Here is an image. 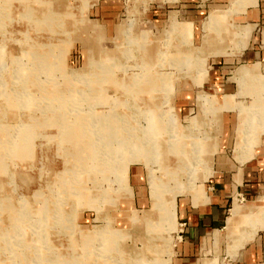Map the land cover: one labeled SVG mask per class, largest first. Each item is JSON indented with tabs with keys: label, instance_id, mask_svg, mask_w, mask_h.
Returning <instances> with one entry per match:
<instances>
[{
	"label": "rangeland",
	"instance_id": "rangeland-1",
	"mask_svg": "<svg viewBox=\"0 0 264 264\" xmlns=\"http://www.w3.org/2000/svg\"><path fill=\"white\" fill-rule=\"evenodd\" d=\"M224 2L0 0V264H173L178 197L201 201L212 168L192 150L209 95L173 110L176 82L200 85L208 53L165 16ZM217 16L201 43L225 39L209 32Z\"/></svg>",
	"mask_w": 264,
	"mask_h": 264
},
{
	"label": "crops",
	"instance_id": "crops-1",
	"mask_svg": "<svg viewBox=\"0 0 264 264\" xmlns=\"http://www.w3.org/2000/svg\"><path fill=\"white\" fill-rule=\"evenodd\" d=\"M224 1L209 7L204 17L194 13L181 19V9L169 10L165 16L169 19L175 14L179 21L188 22L193 42L201 44L200 53L206 51L210 58L205 57L203 66L208 62V69L200 85L192 77L175 84L173 110L178 116L185 117V110H193L199 93L209 95L204 105L197 102V106L207 112V119H199L198 126L210 132H203L202 141L192 143L201 147L197 153L207 159L212 173L208 169L201 201L194 203L187 195L178 197L173 264H199L203 257L211 258L215 253L223 264H264V0H252L243 8L233 6V0ZM100 8L104 15L113 13L109 5ZM216 10L224 11L226 18L217 16L223 22L209 32L216 34L217 28H224L225 39L220 43L217 35L215 42L201 43L205 32L202 23ZM218 46L223 54L213 52ZM244 69L250 72L243 73ZM227 80L238 85L228 88ZM244 96L249 100L239 99ZM212 158L216 159L213 167ZM234 201L242 207L235 219L230 212Z\"/></svg>",
	"mask_w": 264,
	"mask_h": 264
},
{
	"label": "bare ground",
	"instance_id": "bare-ground-1",
	"mask_svg": "<svg viewBox=\"0 0 264 264\" xmlns=\"http://www.w3.org/2000/svg\"><path fill=\"white\" fill-rule=\"evenodd\" d=\"M250 69V68H249ZM249 69H244L243 70V73H247V72H250V70ZM195 146H196V144H195ZM193 152H195L197 149L194 147V144H193ZM253 208V210H251V211H255L256 210V206L255 207H252ZM241 211H242V207H241V205L240 204H238L236 201H234V203H233V206L231 207V209H230V212H231V214H232V216H233V218L235 219L236 217H239L240 215H241ZM255 214V213H254ZM254 214H252L251 213V215H254ZM232 218V220H234ZM228 240H230V232H231V230H232V228H231V220L229 219V221H228ZM250 225H252V223L250 224ZM212 235V234H211ZM214 236V240H216L217 241V239H218V237H217V234H214L213 235ZM72 240V239H71ZM215 241V242H216ZM83 244H85V243H83ZM235 245V244H234ZM239 244L238 243H236V246H238ZM231 251H234V249H232ZM230 252V251H229ZM80 259V258H79ZM142 263V262H141ZM199 264H216V262H215V260H213V261H209V260H207V259H203V260H201L200 262H199Z\"/></svg>",
	"mask_w": 264,
	"mask_h": 264
}]
</instances>
